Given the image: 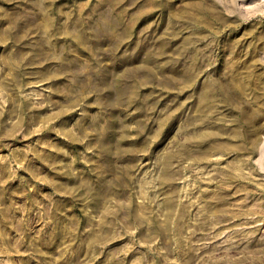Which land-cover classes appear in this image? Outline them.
Listing matches in <instances>:
<instances>
[{
    "label": "rangeland",
    "instance_id": "obj_1",
    "mask_svg": "<svg viewBox=\"0 0 264 264\" xmlns=\"http://www.w3.org/2000/svg\"><path fill=\"white\" fill-rule=\"evenodd\" d=\"M0 264H264V0H0Z\"/></svg>",
    "mask_w": 264,
    "mask_h": 264
}]
</instances>
